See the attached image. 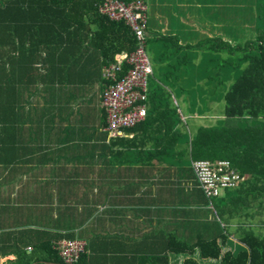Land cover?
<instances>
[{"label": "crops", "instance_id": "obj_1", "mask_svg": "<svg viewBox=\"0 0 264 264\" xmlns=\"http://www.w3.org/2000/svg\"><path fill=\"white\" fill-rule=\"evenodd\" d=\"M141 1L148 18L151 6L154 21L149 30L148 20V38L156 41L161 61L153 67V80L172 93L176 116L148 115L111 138L102 107V57L89 39L82 43L74 33L62 49L56 32L55 68L23 69L21 83L8 84L6 100L0 102L5 106L0 115V264H23V258L18 261L23 251L30 254L67 236L97 237L102 255L110 250L106 259L117 264L125 254L135 257L145 234L157 229L187 241L185 236L199 237L204 223L214 219L213 202L205 200L191 170L190 143L199 129L218 125L222 110L213 111L223 102L207 88L206 52H188L186 70L176 72L166 49L200 44L207 36L229 41L222 28L231 25L233 15L228 9L223 24L214 10L220 0ZM180 11L191 12L187 22L192 30ZM30 34L23 29L22 38ZM59 55L71 70L60 69L66 65L57 63ZM237 165L244 183L230 198L224 194L214 201L226 199L231 218L227 233L234 241L238 226L264 227V150L244 155ZM190 219L196 225L185 228Z\"/></svg>", "mask_w": 264, "mask_h": 264}, {"label": "trees", "instance_id": "obj_2", "mask_svg": "<svg viewBox=\"0 0 264 264\" xmlns=\"http://www.w3.org/2000/svg\"><path fill=\"white\" fill-rule=\"evenodd\" d=\"M229 1L231 7L224 8L220 17L223 24L227 23L230 14L227 10H231L233 21L230 26L222 28L223 37L230 42L221 37L207 36L200 44H190L182 50L206 52L203 73L208 82L207 88L211 96L220 94L224 105L223 118L218 120V125L201 128L193 136L190 143L191 159L228 161L237 171L236 168L241 169L237 162L244 155L264 150V0ZM103 2L0 0V102L6 100L8 84L21 83L23 69L40 71L43 67L51 72L55 68L53 39L56 32L62 49L70 45L69 38L73 33L82 43L89 39L106 67L116 64L117 55L133 52L137 41L130 27L123 21H113L100 14L99 6ZM224 2L225 0H221V3ZM238 27H241V31H237ZM23 29L24 33L31 30L32 34L23 39ZM248 33L253 39L243 43ZM42 43L44 47L40 49ZM57 63L66 65L60 69L69 66L71 70L67 58L62 55L57 57ZM125 71L126 66L123 67L122 74ZM153 77H156L155 73L150 79ZM150 79L148 115L160 112L166 116H176V106L174 102L170 104L172 93L167 92L157 81L152 83ZM64 82L66 81H62ZM212 87L214 88L211 89ZM1 114H5V106L0 105ZM200 192L202 193L201 190ZM231 193L232 191H225L224 194L230 198ZM202 195L204 196L203 193ZM225 200H221L219 204L214 202L216 200L212 201L216 214L214 219L207 220L203 226L199 223L204 228L199 237L189 234L185 236V241L174 232L156 229L152 234L143 235L140 250L136 251L135 257L125 254L117 264H179L172 260L176 255L186 256L181 264H204L192 258L196 253L201 260L214 261L215 264H264V237L256 235L251 227L243 225L236 229L235 242L244 245L241 250L232 251L228 248L230 234L226 228L231 218ZM194 225L196 222L190 219L185 228ZM67 238L71 239L73 236ZM86 242L85 253L73 264L114 262L106 259L110 250L106 249L102 255V248H99L102 242L97 237H91ZM22 258L23 264H64L50 242L46 246L33 248L30 254L23 251L18 261Z\"/></svg>", "mask_w": 264, "mask_h": 264}, {"label": "built area", "instance_id": "obj_3", "mask_svg": "<svg viewBox=\"0 0 264 264\" xmlns=\"http://www.w3.org/2000/svg\"><path fill=\"white\" fill-rule=\"evenodd\" d=\"M147 11L146 3L141 0H104L99 6L100 14L129 26L137 41L133 52L119 56L116 64L106 67L103 72L102 107L106 114V131L111 138L120 137L125 129L135 127L148 116L149 79L153 67L147 52ZM124 66L126 71L122 74ZM191 170L198 188L209 202L218 199L221 192L237 189L245 181L230 162L224 160H193ZM53 247L64 264H73L85 253L87 242L65 238L55 241Z\"/></svg>", "mask_w": 264, "mask_h": 264}, {"label": "rangeland", "instance_id": "obj_4", "mask_svg": "<svg viewBox=\"0 0 264 264\" xmlns=\"http://www.w3.org/2000/svg\"><path fill=\"white\" fill-rule=\"evenodd\" d=\"M205 1H209V0H205ZM216 1H218V0H215V2ZM149 6H150V4H149ZM228 7H231V3H230L229 0H225L224 4L221 3V0H220V6L219 7H216L214 9L215 10V14L218 11L219 16H221V12L224 10V8H228ZM208 8L209 7H206V9H205V11L207 13L209 12L208 11L209 10ZM214 10H211V12H213ZM179 14L182 15L183 21L186 24V27L189 26V29H190V24L187 22V19H189L188 18L189 15H191V17H192L191 12L180 11ZM204 19H205V16L202 14L201 21H203ZM148 20H149V30H150V28H152V23L154 21L153 14H152V10H151V6H150V12H149V18H148ZM190 30H192V29H190ZM237 31H241V27H238ZM197 34L200 35V36H203V37H200V39H204L205 38V33H204V31L202 29H199L197 31ZM242 36L244 37V34H242ZM252 37H251L250 33L246 34L245 37H244L243 43H245L249 39H253ZM152 41H153L152 39H149L148 38V41H147V52H148V55L150 57L152 67H155L156 66V62H161V61H157L156 51H157L158 47L156 45V41H153V42ZM185 44H190V43L189 42H186ZM174 48H175V50H174ZM184 48H185V45L179 44V45L173 46L169 50L166 49V56H168V57H172L173 56L174 57V60L172 62H174L175 65H176V68H175V71L176 72H180L181 70H186L187 63L191 61L190 58L187 57V53L190 52V51L182 50ZM161 53H163V50H161ZM178 75H180V74H178ZM170 77L172 79L173 76H170ZM150 81L152 83H154V80L153 79H150ZM171 102L173 103L174 100H172ZM223 108H224V105H223V103H221V106L218 107V108H216V111H213V112H216L217 113V110H222L223 111ZM222 111H221L220 115L222 114ZM188 112H189L188 109H184V114H188ZM211 116H216V118H218L219 115H211ZM186 163L187 164L189 163V159L188 158L186 159ZM222 195H224V192H221L220 193V197ZM226 229H227L226 230L227 232L230 231V228L229 227L226 228ZM251 229L254 231V233L256 235L261 234L264 237V227L255 226V227H252ZM227 241L229 243L228 244L229 245L228 248L231 249L232 251L241 250L242 249V246H244L241 243L235 242L230 236H228V240ZM185 257L186 256H184V255H176V257L173 256L172 260L174 262H177V263L181 264L182 261H183V258H185ZM192 258L194 260L199 261V262H203L204 264H215L214 261H209V260L208 261H204V260H201L200 257H199V255H198V253H196Z\"/></svg>", "mask_w": 264, "mask_h": 264}]
</instances>
